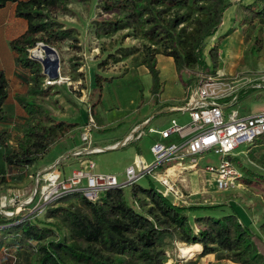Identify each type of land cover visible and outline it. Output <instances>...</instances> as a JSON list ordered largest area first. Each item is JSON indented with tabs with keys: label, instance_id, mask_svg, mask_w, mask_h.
Segmentation results:
<instances>
[{
	"label": "trees",
	"instance_id": "trees-1",
	"mask_svg": "<svg viewBox=\"0 0 264 264\" xmlns=\"http://www.w3.org/2000/svg\"><path fill=\"white\" fill-rule=\"evenodd\" d=\"M8 2L16 4L15 15L28 24L24 33L9 42L16 63L27 70L28 76L26 90L14 94L26 120L15 147L4 152L2 158L8 167L25 169L38 163L54 143L68 137L78 125L52 116L48 102L52 100V86L45 84L42 65L29 55V48L43 42L60 43L63 52L65 46L81 51L77 34L60 17L70 12V4H86V0H0V8ZM234 4L241 8L239 25H254L249 50L260 51L264 46V0H96L100 14L90 25L97 38L112 37L127 29L122 38L140 36L155 43L168 42L166 55L173 57L177 73L181 74L185 68L196 71L182 80L188 94L189 87L202 79L219 77L221 43L236 27L217 35L214 42L209 38L216 35L226 10ZM163 7L173 9L172 16H162ZM182 8L193 14L195 33L189 41L182 34L181 23L185 18V13L179 12ZM65 51H68L65 53L69 67L78 72L80 63L75 61V54L69 49ZM141 62L151 75L150 93L158 102L163 91L159 70L150 56ZM112 79L95 74V86H100L101 91L102 82ZM221 79L231 78L221 76ZM7 98L8 81L0 69V122L8 118L3 107ZM8 141L7 132L0 128V146ZM253 142L258 143V148L248 151V157L264 166L258 156L264 155V135ZM238 159L231 157L241 172L256 174ZM145 177H148L147 185L137 181L126 184L130 203L125 197L124 184H120L103 191L104 195L96 200L86 198L79 191L62 194L47 203L41 214L9 217L0 213V251L8 250V262L0 261V264H16L20 259L25 264H165L175 242L201 244L199 256L214 253L217 260L264 264V220L260 231L255 232L240 220L235 209L217 215L212 214V206L175 203L149 176ZM258 177L264 182V175ZM241 180L243 184L251 183L250 177H243V172ZM182 264H196V260Z\"/></svg>",
	"mask_w": 264,
	"mask_h": 264
},
{
	"label": "rangeland",
	"instance_id": "rangeland-1",
	"mask_svg": "<svg viewBox=\"0 0 264 264\" xmlns=\"http://www.w3.org/2000/svg\"><path fill=\"white\" fill-rule=\"evenodd\" d=\"M247 1L250 2L251 0ZM95 3L96 0H86V4L74 2L70 4V12L60 17L63 24L73 29L77 34L81 51L75 52L72 48L65 46L63 52L60 50V43L47 44L55 50L51 53L55 54L56 58L50 61L47 56L49 53L43 48L45 43L38 42L35 46L29 48V55L40 61L42 65V73L46 76L45 84L52 86V100H57L55 103H52V100H47L50 103L52 116L55 119H63L78 124L69 134V137L54 143L39 162L41 164L43 162L59 161L56 165L62 176L67 178L73 170L80 168L76 159V157L81 156L78 151L88 147L87 143L80 140V133L81 128L88 122L90 116L93 120V127L90 132L91 147H89L93 148L95 142L113 135H116V137L127 135L123 138H129L132 124L140 118L150 117L155 113L151 119L152 121L145 125V133L140 139L115 149L99 151L88 156L94 163L93 172L115 175L118 184H124L126 182L125 169L127 165L138 167L140 164H144L150 166L154 162V155L150 147L157 143V140L161 141L162 138L154 132H148V127L161 130L169 127L171 119H176L179 124H184L190 118L188 112H168L164 110L163 113H156L158 103L153 100L150 93L151 75L141 62L145 57L150 56L152 58L155 67L160 71V77L164 82L166 91L170 82L169 78L174 75L176 69L173 57L166 55L170 44L166 41L155 43L140 36L122 38L121 35L127 29L120 30L118 34L112 37L97 38L90 25L91 20L100 14V11L95 7ZM236 9L235 14H239L241 8L237 6ZM230 10L225 12V21L222 22L216 35L209 38L210 42H214L217 35L223 34L233 25V23H228L226 20L232 14V12H229ZM179 12L185 13L184 21L181 23V26L184 27L182 34L184 39L189 41L195 33L192 20L193 14L186 8L179 9ZM172 14L173 9L163 7L162 16L168 18ZM101 16H104V14ZM237 19L238 17H235V21ZM234 26L236 30L223 39L221 43V58L217 72L218 76L230 77L234 81L231 83V87H240L237 92V102L229 106L227 110H236L240 115L264 112V90L254 88L250 83L241 86L246 79H252L258 74L264 73V46L260 51L249 50L254 25L242 27L239 22H236ZM262 32L264 37V28ZM34 49L41 50L44 54L43 59L36 56L33 52ZM67 49L75 54V61L80 63L78 72H73L68 65L66 60L68 53H65L68 52L65 51ZM166 57L173 59H168L169 63L172 64V66L169 65L170 71L169 66L166 65ZM46 60L47 63H45ZM195 73L194 69L185 68L181 74L177 73V80L183 84L182 79H186ZM95 74L113 77V79L102 82L100 91L98 89L100 86H95ZM242 76L243 78H240ZM13 103H16V101L8 82V98L3 107L9 116L5 121L0 122V128L7 132L9 138L7 145L0 146V200L1 196L4 195H7V197L16 196V203L11 206L7 204L3 210H10L13 213L11 216H25L30 212L29 207L32 206V203L30 204L28 201L32 200V191L35 189V176L28 175L32 169L34 170L40 164L38 162L32 168L16 169L6 166L3 161V153L15 147L17 139L21 135V127L26 120L23 111L15 114ZM17 108L22 110L18 104ZM173 140L174 138L164 140L163 143L168 144ZM74 145H76V152L74 154L67 152V149L72 148ZM257 146L258 143L255 142L242 143L232 151L231 156L238 157V162L255 171L256 174L253 175H248L245 170L242 171L243 177H250V184L240 183L239 186L228 191L217 190L212 174L207 172L204 167L210 163L217 164L220 155L214 153V151L204 152L198 159L196 168H173V170H170L168 180L174 184L173 193H177V198L175 199L173 196L171 197L172 200L186 206H212L214 207L212 214L217 215L228 214L232 212V209H235L243 223L249 225L255 232L260 231V224L264 220V182L258 176L264 175V166L250 160L248 157V151L257 149ZM138 147L142 150L140 153L143 158L136 156ZM56 156H58L57 159H55ZM258 156L264 161V155L259 153ZM53 159L55 160L52 161ZM171 163V161L163 162L157 170L164 173V168ZM183 163L187 166L190 159L188 158ZM137 167H135L136 170ZM149 178L157 187L163 189V185L159 181L150 176ZM147 179L148 177H142L137 182L147 185ZM254 181H258L257 184H254ZM124 192L127 201L130 203L129 186L126 184H124ZM100 195L103 196L104 192H101ZM20 201H27L28 204L21 206ZM195 245L199 246L197 250L191 256H184L180 254L179 247L186 246V244L175 242L170 250L169 260L165 264H175V262L182 264L189 260H196V264L199 262L237 264L227 259L217 261L214 253L199 256L202 250L201 244L196 243ZM7 251L5 249L0 251V261L8 262ZM209 257L213 262L208 261L207 258ZM16 264H24V262L20 259Z\"/></svg>",
	"mask_w": 264,
	"mask_h": 264
},
{
	"label": "built area",
	"instance_id": "built-area-1",
	"mask_svg": "<svg viewBox=\"0 0 264 264\" xmlns=\"http://www.w3.org/2000/svg\"><path fill=\"white\" fill-rule=\"evenodd\" d=\"M232 82H234L232 79L224 80L220 76H208L197 85L189 87L183 105L176 108L178 111L188 112L189 121L179 124L176 119H171L169 127L161 130L148 128V132L157 133L162 138L173 134L178 135L181 141L168 144L157 142L152 145L150 150L154 155L153 164L150 166L140 164L138 167L127 166L124 184L150 176L163 185L161 191L164 195L174 196L176 199L177 193H173L174 184L168 180L169 169H194L198 166L201 154L214 151L220 155L219 162L215 165L206 164L204 168L212 174L216 189L228 191L239 186L242 183V172L231 161L232 151L240 144H250L258 136L264 135V112L240 115L236 110H227L229 106L237 102V92L240 88L239 86L231 87ZM244 82L241 86L250 83L252 87L264 90V73L252 79H246ZM152 117L153 115L145 120V125ZM92 127L93 120L90 116L88 122L81 128L80 140L88 144V147L83 150L90 148ZM133 131L134 139H139L145 133L141 126H136ZM188 158L190 163L185 166L183 161ZM167 161L172 163L164 168V173L157 170L163 162ZM56 164L34 174L38 188L32 191V200L28 199V203H32L29 213L41 214L47 203L62 194L79 191L86 198L96 200L101 192L120 185L115 175L93 172L94 163L90 159L85 161L83 167L73 170L67 178L62 176ZM135 167L138 169L136 170ZM15 197L1 196L0 209L3 214H10L7 216L13 214L10 210L5 211L3 208L7 204L14 205ZM28 203L20 201L19 204L23 206Z\"/></svg>",
	"mask_w": 264,
	"mask_h": 264
},
{
	"label": "crops",
	"instance_id": "crops-1",
	"mask_svg": "<svg viewBox=\"0 0 264 264\" xmlns=\"http://www.w3.org/2000/svg\"><path fill=\"white\" fill-rule=\"evenodd\" d=\"M246 2H248V1L246 0ZM237 6L240 8V6L238 4H234V5L231 6L232 8H228V10L231 9L229 12H232V14L229 15L226 20L228 21V23H233V25L230 24L231 27L234 26L236 24V22L239 21L240 16H241V9H240V13L238 12L239 14H235L236 10H237L236 9ZM15 7H16V4L14 2H8L5 6L0 8V69L4 71V73L6 75V78H7V81L10 83L11 90H12V93H13V98H14V94L15 93H21V92H24L26 90L27 76H28L27 70L21 68L16 63L15 53L11 50V48L9 46V42L12 39H15L16 37L20 36L22 33H24L26 31V29H27V26H28L27 21L24 18L17 17L15 15ZM228 10H226V11H228ZM235 17H238L237 21H235ZM224 21H225V16L223 18V22ZM227 27H230V26H227ZM235 47H237V46H235ZM236 51H237V49H236ZM236 51H235V53H236ZM166 58H165L166 61H167L166 65H168V66L171 65L172 66V64L169 63L168 59H170V60H173V59L170 58V57L169 58L166 57ZM220 58H221V55H220ZM168 69L170 71V66H169ZM175 73H174V75L170 76V78H169V81H170L169 82V86H168L166 91H165L164 82L162 81V79L160 77L161 81L163 82V86L164 87H163V91L160 94V98H159V100L157 102L158 103L157 104L158 108L155 110L156 113H163L164 110L168 111V112L178 111L176 108L182 106L183 103H184V100H185V97H186L187 94L185 92L184 85L182 83H179L178 80H177V71H176V69H175ZM159 76H160V71H159ZM17 104H18L17 101H16V103H13V105H15V107H14L15 111H16L15 114H19V113H21V111H23V109L22 110L21 109L18 110ZM153 108H155V107H153ZM154 115H155V113L153 114V116ZM150 117H146L145 116L144 118H140L134 124H132V128H131V131H130V134H129V138L130 139H129V142L126 143V144H130V143L135 142V140H138V139H134L133 138L134 135L132 136V133L134 132L133 131L134 128L136 126H141L144 129L145 128V120L150 118ZM151 119L149 120V122L152 121ZM148 123L146 125H148ZM157 135H159V134H157ZM70 136H72V135H70ZM126 136L127 135L121 136V137H116V135H113V136H111L109 138H106V139H103V140H99L98 142H95V145H93V144L92 145H93V147H98V146H103V145L106 146V145L111 144V143L119 142V141L124 139L123 137H126ZM172 138H174V140L171 141V142H179V141H181V139L178 137V135H174V134L170 135L167 138H162L161 141L160 140H157V141L158 142L160 141V142L163 143L164 140H168V139H172ZM122 146H124V145H122ZM90 147H91V145H90ZM82 151H83V149L78 151V152L81 153V156L76 157L77 162H78V166L80 168L84 166V163H85L86 160L90 159V158H88V156H90V154L82 153ZM141 151H142L141 148L138 147L136 156H140V157L143 158L142 154L140 153ZM67 152H72L74 154V152H76V145H74L72 148H68ZM57 158H58V156H56L55 159H57ZM55 159H53L52 161H54ZM56 162L57 161H54L52 163L51 162H43L41 164L39 162L40 165L38 167H35L34 170L32 169L28 176H33L36 172L43 171L44 169H46L47 167H49L50 165H52V164H54ZM34 166L35 165L30 166L29 168H32ZM11 168L20 169L18 167H11ZM202 213L203 212H201V214ZM207 259H208V261L211 260L210 257L207 258ZM221 260H223V259H221ZM227 260L231 261L229 259H227ZM217 261H220V260H217ZM23 262H24V260H23ZM211 262H213V261L211 260ZM233 263H235V262H233ZM175 264H180V263L179 262H177V263L175 262ZM198 264H207V263L206 262H199Z\"/></svg>",
	"mask_w": 264,
	"mask_h": 264
},
{
	"label": "water",
	"instance_id": "water-1",
	"mask_svg": "<svg viewBox=\"0 0 264 264\" xmlns=\"http://www.w3.org/2000/svg\"><path fill=\"white\" fill-rule=\"evenodd\" d=\"M43 48L47 51V52H55V50L52 48V47H50V46H48L47 44H43ZM45 63H47V60L45 61ZM129 142V138H125V139H123V140H121V141H119V142H116V143H111V144H108V145H106V146H98V147H94V148H87V149H85V150H83L82 151V153H86V154H92V153H96V152H99V151H105V150H110V149H115V148H118V147H120V146H122V145H125L126 143H128ZM57 162H59V161H57ZM56 162V163H57ZM55 163V164H56ZM48 168V167H47ZM46 168V169H47ZM45 170V169H44ZM38 188V182L36 181L35 182V189H37ZM2 211L0 210V213H1Z\"/></svg>",
	"mask_w": 264,
	"mask_h": 264
},
{
	"label": "bare ground",
	"instance_id": "bare-ground-1",
	"mask_svg": "<svg viewBox=\"0 0 264 264\" xmlns=\"http://www.w3.org/2000/svg\"><path fill=\"white\" fill-rule=\"evenodd\" d=\"M37 57H40L41 59H43V55L41 50H38V49H34L33 51ZM49 54L47 55L49 60L50 61H53V59L56 58L55 54H52L51 52H48ZM173 170V168H170V170ZM199 246L198 245H195V244H192V245H186V246H180L179 247V252L181 255H184V256H191L195 250H197Z\"/></svg>",
	"mask_w": 264,
	"mask_h": 264
}]
</instances>
